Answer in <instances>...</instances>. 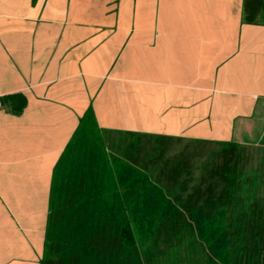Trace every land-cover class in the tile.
<instances>
[{"label":"crops","instance_id":"0c3cea01","mask_svg":"<svg viewBox=\"0 0 264 264\" xmlns=\"http://www.w3.org/2000/svg\"><path fill=\"white\" fill-rule=\"evenodd\" d=\"M246 1L0 0V264H42L53 172L88 111L116 155L232 144L241 172L264 170Z\"/></svg>","mask_w":264,"mask_h":264},{"label":"trees","instance_id":"16d2710c","mask_svg":"<svg viewBox=\"0 0 264 264\" xmlns=\"http://www.w3.org/2000/svg\"><path fill=\"white\" fill-rule=\"evenodd\" d=\"M245 10L249 23L264 25V0H247ZM238 152L223 146L212 178L224 187L204 199L176 185L179 166L167 164L157 177L134 157L108 151L88 111L53 172L42 264H264V211L244 206L232 218Z\"/></svg>","mask_w":264,"mask_h":264},{"label":"rangeland","instance_id":"374dc122","mask_svg":"<svg viewBox=\"0 0 264 264\" xmlns=\"http://www.w3.org/2000/svg\"><path fill=\"white\" fill-rule=\"evenodd\" d=\"M156 142L153 154H150V147H148V152L146 153L145 150L141 152L140 158L143 164L153 169L157 177L165 170L167 164H174L179 166L176 185L183 184L190 192L200 190L204 194V199L212 194L214 196L220 194L224 184L218 178H212V174L224 161L221 157L223 148L215 149L204 145L162 139ZM238 153L241 172L243 154L241 151ZM260 166L264 167V160ZM169 184L170 186L175 184L172 178ZM237 205L233 210L232 218L237 217L244 206L258 205L264 211V170L241 172Z\"/></svg>","mask_w":264,"mask_h":264}]
</instances>
